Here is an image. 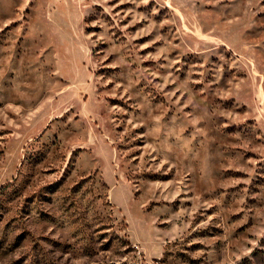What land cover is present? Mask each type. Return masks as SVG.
Wrapping results in <instances>:
<instances>
[{"label":"rangeland","instance_id":"1","mask_svg":"<svg viewBox=\"0 0 264 264\" xmlns=\"http://www.w3.org/2000/svg\"><path fill=\"white\" fill-rule=\"evenodd\" d=\"M0 264H264V0H0Z\"/></svg>","mask_w":264,"mask_h":264}]
</instances>
